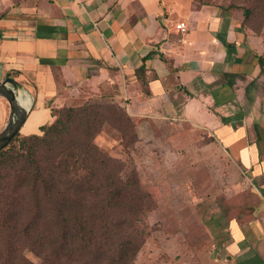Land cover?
I'll use <instances>...</instances> for the list:
<instances>
[{
    "label": "crops",
    "instance_id": "0c3cea01",
    "mask_svg": "<svg viewBox=\"0 0 264 264\" xmlns=\"http://www.w3.org/2000/svg\"><path fill=\"white\" fill-rule=\"evenodd\" d=\"M238 13L193 0H0V81L29 102L21 133L52 122L53 107L106 95L139 137L186 126L231 146L264 192L263 54ZM254 217L234 235L256 248L243 264H264Z\"/></svg>",
    "mask_w": 264,
    "mask_h": 264
},
{
    "label": "trees",
    "instance_id": "16d2710c",
    "mask_svg": "<svg viewBox=\"0 0 264 264\" xmlns=\"http://www.w3.org/2000/svg\"><path fill=\"white\" fill-rule=\"evenodd\" d=\"M217 8L241 12L244 31L264 16V0ZM255 57L264 75V56ZM100 97L53 107L51 123L18 132L0 150V264H134L153 201L133 166L95 144L106 124L125 146L138 141L125 107Z\"/></svg>",
    "mask_w": 264,
    "mask_h": 264
},
{
    "label": "rangeland",
    "instance_id": "374dc122",
    "mask_svg": "<svg viewBox=\"0 0 264 264\" xmlns=\"http://www.w3.org/2000/svg\"><path fill=\"white\" fill-rule=\"evenodd\" d=\"M203 1L212 8L228 4V0ZM246 28L257 37L264 56V16L254 15ZM88 100L100 103L102 97L84 94L67 105ZM8 115L9 106L0 97V131ZM137 122L133 121L134 131ZM159 131L138 136V141L125 146L120 132L106 124L94 140L112 158L135 168L142 189L153 201L143 220L148 235L134 264H243L241 260L256 248L245 240L238 260L234 250L239 253L243 246L234 235L236 230L242 233L239 227L247 226L254 216L264 215V192L257 180L241 167L244 162L226 143L186 126ZM27 256L37 262L33 255Z\"/></svg>",
    "mask_w": 264,
    "mask_h": 264
},
{
    "label": "water",
    "instance_id": "95a60500",
    "mask_svg": "<svg viewBox=\"0 0 264 264\" xmlns=\"http://www.w3.org/2000/svg\"><path fill=\"white\" fill-rule=\"evenodd\" d=\"M14 87L15 82L10 78L0 83V97L9 106L7 121L0 131V150L6 147L11 139L20 131L27 118V111L19 104Z\"/></svg>",
    "mask_w": 264,
    "mask_h": 264
},
{
    "label": "built area",
    "instance_id": "2783aa9c",
    "mask_svg": "<svg viewBox=\"0 0 264 264\" xmlns=\"http://www.w3.org/2000/svg\"><path fill=\"white\" fill-rule=\"evenodd\" d=\"M174 31L178 34H183L187 31V26L184 21H178L174 24Z\"/></svg>",
    "mask_w": 264,
    "mask_h": 264
},
{
    "label": "bare ground",
    "instance_id": "6f19581e",
    "mask_svg": "<svg viewBox=\"0 0 264 264\" xmlns=\"http://www.w3.org/2000/svg\"><path fill=\"white\" fill-rule=\"evenodd\" d=\"M19 101V104L23 107V108H25V109H27L28 108V100L26 99V98H21V99H18Z\"/></svg>",
    "mask_w": 264,
    "mask_h": 264
}]
</instances>
